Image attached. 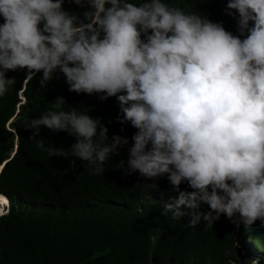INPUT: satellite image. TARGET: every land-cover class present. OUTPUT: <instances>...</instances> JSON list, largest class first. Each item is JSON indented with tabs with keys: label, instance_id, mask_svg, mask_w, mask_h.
<instances>
[{
	"label": "clouds",
	"instance_id": "1",
	"mask_svg": "<svg viewBox=\"0 0 264 264\" xmlns=\"http://www.w3.org/2000/svg\"><path fill=\"white\" fill-rule=\"evenodd\" d=\"M74 2L89 8L84 19L64 10V0H0V98L16 83L6 73L18 69H27V81L42 71L41 87L59 72L71 92L116 97L120 122L137 129L129 173L166 175L174 190L106 202L104 218L121 223L117 209L125 205L150 211L153 223L184 216L191 227L227 222L238 260L232 264H264V250L246 234L264 224V0H228L225 14L237 18L239 35L164 0ZM19 96L26 101L23 91ZM65 105L58 96L27 121L30 139L49 156L74 157L102 175L127 138L109 140L99 118ZM41 126L76 142L69 150L46 146L37 139ZM182 182L190 188L179 189ZM0 195L8 200L0 218L15 207L44 219L55 208L32 195ZM248 247L258 253L251 261Z\"/></svg>",
	"mask_w": 264,
	"mask_h": 264
},
{
	"label": "trees",
	"instance_id": "2",
	"mask_svg": "<svg viewBox=\"0 0 264 264\" xmlns=\"http://www.w3.org/2000/svg\"><path fill=\"white\" fill-rule=\"evenodd\" d=\"M139 2V0H129ZM164 2L199 12L226 31L239 35L237 18L225 14L228 0H164ZM63 9L84 19L87 6L64 0ZM3 18L0 17V24ZM8 78L16 83L0 98V192L12 200L17 194L32 195L55 206L50 216L36 219L18 208L0 218V264H232L235 254L234 230L227 222L212 226L201 220L188 225V216L179 220L160 219L152 222L150 211L130 210L119 206L121 223L104 218L106 202H135L143 195L174 190L167 176L146 179L139 172L129 173V148L137 129L121 123L116 97L101 100L103 94L69 91L63 73L54 74L46 87H41L42 71L27 81V69L9 70ZM58 77V78H57ZM26 82V87L24 85ZM23 91L25 102L20 99ZM66 101L65 110L74 107L93 118H99L113 135L127 138L128 144L110 155L102 175L89 174L85 162L74 157L49 156L31 140L33 130L25 127L32 118L52 108L57 97ZM99 131V129H98ZM46 146L69 150L76 142L66 132H54L41 126L40 135ZM18 143L17 152L15 151ZM75 160V164H73ZM123 161V167L121 162ZM155 183L156 189L145 184ZM190 188L182 182L179 189ZM202 212H208L201 209ZM1 212V210H0ZM1 214V213H0ZM263 228L248 229L250 240L264 250ZM247 259L258 254L251 247ZM264 256V255H263Z\"/></svg>",
	"mask_w": 264,
	"mask_h": 264
},
{
	"label": "bare ground",
	"instance_id": "3",
	"mask_svg": "<svg viewBox=\"0 0 264 264\" xmlns=\"http://www.w3.org/2000/svg\"><path fill=\"white\" fill-rule=\"evenodd\" d=\"M8 202L7 198L3 195H0V210H1V214L4 212V206L5 204ZM0 214V215H1Z\"/></svg>",
	"mask_w": 264,
	"mask_h": 264
}]
</instances>
